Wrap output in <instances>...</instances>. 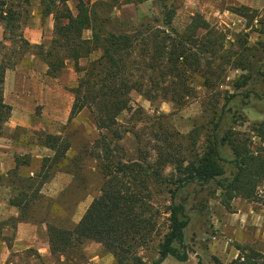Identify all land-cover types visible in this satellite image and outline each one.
<instances>
[{"label": "rangeland", "instance_id": "374dc122", "mask_svg": "<svg viewBox=\"0 0 264 264\" xmlns=\"http://www.w3.org/2000/svg\"><path fill=\"white\" fill-rule=\"evenodd\" d=\"M86 1L95 22L105 17L113 18L119 28L129 32L143 29L149 24L156 26L161 23V0H149L140 4H131L128 0ZM164 1L176 11L173 26L179 32L184 31L192 15L200 13L209 22L211 30L226 35L225 47L232 51L237 50L238 35L247 33L250 44L259 39L257 29L261 26L257 20L250 23L243 16L241 6L249 7L250 14L257 11L258 18L264 19V0ZM76 3L77 0L68 3L74 12ZM59 6L61 8V4ZM0 8L21 13L17 21V31L10 29L5 35L4 26L0 23V39L6 44L0 58L16 61V65L6 72L4 96L13 107L12 115L17 112V108L21 111L20 117L12 116L9 119L6 132L0 136V172L6 170L5 173H0L4 176L0 183V264H117L111 251L102 243L90 239L65 253L53 254L50 250L47 224L40 220H37L40 224L38 238L35 237L34 242H16L19 231L13 217L16 209L9 204V199L17 191L9 181L13 179L9 174L15 167L17 156L33 155L30 157L31 165L21 166L18 171L23 176L25 172L39 169L43 156L53 154L52 151H42V133L60 134L71 143V149L64 167L62 166L65 170L62 171L59 167L56 168L59 170L51 169L53 177L43 187L44 198L39 206L34 207L36 217L42 216V211L48 208L52 211L53 222L73 227L80 221L94 198L101 193L104 177L100 161L92 152L93 143L99 137L100 130L94 124L89 109H84L76 119L69 122L74 101V94L70 89L77 84L79 73L70 60L61 72L51 73L44 53H41L42 49L50 50L52 47L55 22L53 16L43 14L45 4L41 0H30L28 4L24 0H0ZM13 32L23 33L30 44L18 40L12 42ZM37 33L41 35L40 41L31 42L30 39ZM85 36L89 38L91 31L86 32ZM212 36L217 38L220 34ZM100 54L101 51H96L90 57L82 58L81 66H85ZM212 60L205 58L203 64L207 75L216 80L218 75L209 71L215 66L214 63L208 67ZM255 61L257 65L262 64L264 54L257 56ZM217 63L216 61L215 64ZM244 74L250 76L251 80L248 85L238 89L234 82ZM202 80L198 75H195L194 82L193 79H187L186 83L194 86L196 93L185 97L182 103L162 99L161 96L149 100L134 90L131 93L133 107L118 117V124L125 131L124 138L118 142L121 147L120 156L124 154L126 159L145 158L152 163L162 152L172 154L178 160L167 162L164 173L173 177L171 182L183 178L194 166L192 160L202 154L209 122L216 117L213 105L219 102L217 105L221 106L223 101L222 97L217 100L218 92H264V84L256 79L254 73L242 69L227 67L224 81L210 82L206 86L202 85ZM23 87H29V92L22 91ZM18 95L23 98L18 99ZM231 104L232 109L241 111L244 117L237 115L226 119L225 127L233 125L238 130L249 131L252 122L264 118V99H257L254 94ZM196 128L199 130V138L194 143L190 134ZM222 154L228 159L233 157L229 147ZM224 164V177L228 179L235 171L234 164ZM171 182L160 186L154 184V181L150 182L153 207L155 211L159 210V214L156 216L158 225L155 235L139 251L147 264H154L158 257L157 246L169 224V213L165 209L170 204L171 191L175 189ZM178 200L185 203L191 219L185 230L190 258L186 262H180L171 257L160 264H234L235 259L249 253L251 249L264 254V181L259 187L257 198L247 200L238 197L228 207L222 203V190L214 182L190 183L178 191Z\"/></svg>", "mask_w": 264, "mask_h": 264}, {"label": "trees", "instance_id": "16d2710c", "mask_svg": "<svg viewBox=\"0 0 264 264\" xmlns=\"http://www.w3.org/2000/svg\"><path fill=\"white\" fill-rule=\"evenodd\" d=\"M70 1L41 0L45 4L43 14L53 16L55 21L52 47L50 50L42 49L41 53H44L51 73L61 72L68 60L73 62L79 73L77 84L70 89L74 101L69 122L84 109H89L94 124L100 130L92 152L100 161L104 177L101 193L71 228L53 222L52 211L48 208L42 211L41 218L36 217L34 207L39 206L44 198L40 193L42 186L53 177L51 169L59 167L65 170L63 167L71 149V143L60 134L42 133V144L53 151V155L45 156L39 169L25 172L23 176L18 171L21 166L31 165V155L16 157L15 167L9 174L13 179L9 181L17 192L9 199V204L19 209L16 221L46 222L53 254L65 253L90 239L111 251L117 264H147L139 251L155 235L156 216L159 214V210L155 211L153 207L150 182L154 181L158 186L170 183L173 177L164 173L165 165L178 159L163 152L152 163L145 158L120 156L118 142L124 138L125 131L118 124V117L133 107L131 93L134 90L149 100L161 96L162 99L182 103L185 97L196 93L195 87L186 83L188 78L194 82L195 75L201 76L204 86L224 81L227 67L253 72L256 79L264 84V62L257 65L255 61L257 56L264 54V19L258 18L257 11L250 14L249 7L241 6L243 16L252 24L257 20L261 26L257 29L259 39L250 44L247 33L238 35L237 50L232 51L225 47L226 35L211 30L209 22L200 13L191 16L183 32L176 30L173 26L176 11L164 0H161V23L130 32L119 28L113 18L105 17L95 22L86 0H77L75 12L68 4ZM146 1L149 0L127 2L140 4ZM24 2L28 4L30 0ZM20 15L13 9L6 11L0 8V23L4 26L5 35L10 29L17 31ZM89 31L91 36L87 38L85 34ZM13 33L12 42L18 40L30 44L23 33ZM212 34L220 36L216 38ZM5 48V41L0 39V53ZM96 51H101L100 56L81 66L80 60ZM205 58L213 59L208 67L214 63L209 71L218 75L216 80L207 75L203 64ZM15 65L13 59L0 58V136L6 132L5 125L12 115L13 107L5 100L4 84L7 70ZM250 80V76L244 74L235 80L234 86L242 89ZM251 94L264 99V92L259 94L251 90L228 94L218 92L217 100L222 97L223 101L221 106L217 105L219 102L213 105L216 119L209 122L202 154L192 160L194 166L186 176L171 182L175 189L171 191V201L165 209L169 213V224L158 243V257L154 264H160L168 257L180 262L190 258L185 230L191 219L185 203L178 200L181 188L190 183L214 182L222 190V203L227 207L238 197L247 200L257 198L264 181V118L252 122L249 131L238 130L233 125L224 126L226 119L243 116L241 111L232 109L231 103L250 98ZM190 135L195 143L199 138L198 128ZM228 147L233 154L231 159L222 154ZM224 162L234 164L235 168L228 179L224 177ZM3 179L4 176L0 175V183ZM234 264H264V254L251 249L235 259Z\"/></svg>", "mask_w": 264, "mask_h": 264}, {"label": "crops", "instance_id": "0c3cea01", "mask_svg": "<svg viewBox=\"0 0 264 264\" xmlns=\"http://www.w3.org/2000/svg\"><path fill=\"white\" fill-rule=\"evenodd\" d=\"M131 4H133V3H131ZM28 29H30V26L28 27ZM38 30V29H37ZM40 39H41V35L40 34H35V36H33L31 39H30V41L31 42H35V43H38L39 41H40ZM17 84H21V83H19V82H17ZM25 89V90H24ZM21 90L22 91H25V92H29V87H27V88H25V87H23V88H21ZM21 98H23L21 95H18V99H21ZM17 110V112L15 111V114H14V112H13V115H11V117L10 118H12V116H19L20 117V109L19 108H17L16 109ZM83 112V111H82ZM81 112V113H82ZM80 113V114H81ZM79 114V115H80ZM78 115V116H79ZM77 118V117H76ZM75 118V119H76ZM16 119H19V118H16ZM8 123V122H7ZM6 123V125H5V131H6V129H7V126H8V124ZM41 148H43L42 149V151H45V150H48V151H51L50 149H48L47 147H45L43 144H42V146H41ZM70 151V150H69ZM51 153H53V151L51 152ZM69 153V152H68ZM29 155H31L32 157H33V155L32 154H29ZM47 155V154H46ZM53 155V154H52ZM51 154H48V156H52ZM39 156V155H38ZM35 157V156H34ZM42 158H44V156L42 157ZM0 164H2V163H0ZM4 165V164H3ZM5 169H3L2 170V172H0V173H5ZM33 173H31V175H32ZM46 184V183H45ZM44 184V185H45ZM44 185L42 186V188H41V191H40V193L42 194L43 193V187H44ZM11 205V204H10ZM13 208H15L16 209V212H15V216H13V217H18L19 216V209H18V207H16V206H14V205H11ZM17 224H18V228H19V231L17 232V238H16V242L17 243H20V244H27V243H29V242H34V240H35V237H37L38 238V235H37V230H38V228H39V224L40 223H38V222H33V221H17ZM25 232H29V233H25ZM235 258L237 257V255H235L234 256ZM169 258H171V257H168V258H166V259H169Z\"/></svg>", "mask_w": 264, "mask_h": 264}]
</instances>
